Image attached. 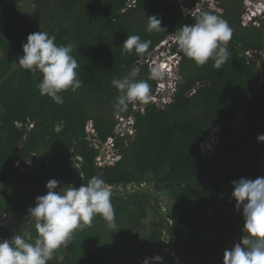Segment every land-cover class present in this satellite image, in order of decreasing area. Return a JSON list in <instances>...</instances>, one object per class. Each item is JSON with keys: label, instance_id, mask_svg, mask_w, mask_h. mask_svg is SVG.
Wrapping results in <instances>:
<instances>
[{"label": "trees", "instance_id": "16d2710c", "mask_svg": "<svg viewBox=\"0 0 264 264\" xmlns=\"http://www.w3.org/2000/svg\"><path fill=\"white\" fill-rule=\"evenodd\" d=\"M33 2L35 9L24 16L22 0H0V209L18 214L22 222L1 227L0 239L25 231L35 237L27 212L37 196L46 194L48 180L60 181L57 191H64L99 176L116 188L129 184L146 188L130 193L126 187V195L113 192L116 226L105 243L89 244L95 235L91 224L76 230L67 248L54 252L53 257H62L59 263L52 258L48 264H141L157 254H165L166 260L157 264H224L225 250L244 235L231 182L264 177V141L258 140L264 134V73L255 93L259 67L243 53L263 45L264 29L242 26L244 0L220 1V14L233 30L227 45L230 56L221 69L211 60L197 66L175 47L181 54L179 77L166 106L149 100L137 103L143 110L129 105L123 112L113 107L119 93L111 80L136 68L137 79L148 81L152 96L157 80L149 79L150 67L139 62L196 18L170 0H136L132 7L131 0ZM150 16L160 19L164 29L148 31ZM38 31L55 36L57 44L77 45L72 54L83 84L61 93L63 105L40 94L41 73L27 71L13 59L24 54L22 43ZM129 35L151 41L149 49L144 54L123 53ZM117 115L134 117L135 134L129 140L117 137L121 158L100 171L96 165L100 150L87 127L92 124L105 142L116 135ZM217 127L219 143L205 155L201 142ZM17 160L25 171H17ZM159 186L170 207L157 202L154 189ZM151 212L156 220L147 227L144 220ZM93 221L106 222L100 216ZM137 229L149 231L144 240L134 236ZM107 246L110 255L104 252Z\"/></svg>", "mask_w": 264, "mask_h": 264}, {"label": "clouds", "instance_id": "9594fccd", "mask_svg": "<svg viewBox=\"0 0 264 264\" xmlns=\"http://www.w3.org/2000/svg\"><path fill=\"white\" fill-rule=\"evenodd\" d=\"M220 12L205 11L194 23L182 25L175 32L174 43L178 50L197 66H204L211 60L213 67L219 70L229 59L227 45L233 30ZM160 29H164L161 20L156 16L148 17L147 30ZM150 44L151 41L142 40L139 35H129L123 43V53L135 51L144 54ZM22 47L24 54L18 64L27 71L42 74L37 85L42 96L47 95L56 104L63 105L61 93L70 89L75 91L82 86L79 64L72 54L77 47L74 43L57 44L55 36L38 31L30 33ZM165 74V67L156 64L150 68L149 79L160 80ZM138 75L139 70L133 68L123 77L111 80V85L119 93L113 105L117 112L126 111L129 105L149 102L150 85L145 79H137ZM217 129L209 134L214 138L213 148L210 153L203 154H211L218 145ZM258 140L264 141V134H260ZM60 183L55 178L48 180L46 194L37 196L35 206L28 209V220L34 223L35 237L30 231H25L0 239V264H48L54 252L61 247L67 248L73 233L90 227L96 216L102 217L109 228H115L113 193L101 177L93 176L79 187L71 185L64 191H57ZM231 183V196L244 219V235L225 250L224 264H264V177H242ZM0 188H3L2 183ZM155 256L163 261L162 255Z\"/></svg>", "mask_w": 264, "mask_h": 264}, {"label": "built area", "instance_id": "2783aa9c", "mask_svg": "<svg viewBox=\"0 0 264 264\" xmlns=\"http://www.w3.org/2000/svg\"><path fill=\"white\" fill-rule=\"evenodd\" d=\"M171 1L177 2L176 0ZM220 1L221 0H199L196 3L197 7L191 14L196 15L197 12L201 11L202 9L223 11L219 5ZM178 2L182 5L183 3L187 4V2H192V0H178ZM135 3L136 0H131L128 6L132 7L135 5ZM181 7H184V5ZM239 17L243 27H258L264 29V0H244L243 8ZM174 37L175 33L169 35L160 45L151 50L146 58L139 62L148 64L150 68L156 64H160L166 69L165 76L162 79L157 80L155 93L150 96V101L155 102L161 108H164L168 103V98L172 95L175 89L177 78L179 77L178 68L181 63V54L177 51H174V48L177 47L174 43ZM244 54L250 60H255L258 67L264 65V39L262 46L258 48L247 49L244 51ZM13 59L15 61L19 60L18 57H13ZM260 80L259 85H261ZM140 107H142V110L144 109V106H138L137 104L134 105V108ZM117 119L119 124L115 128L116 135L110 136L105 142H102L98 139L96 136V130L92 124L87 127V131L91 133V141L94 142L93 144L100 150L96 157V165L99 169L112 165L121 158V154L116 148L117 137L123 138L124 140H129L135 134L134 117L117 115ZM123 121L124 124H122ZM213 142V135H208L205 141L201 142V149L203 153H210V149L213 148ZM33 163L37 162L34 161L31 164ZM15 166L17 169L22 171H25L26 169L20 160L16 161ZM142 185L144 186V184ZM166 238L169 239L168 236H166ZM155 257H146L143 261H146V263L150 260L155 261Z\"/></svg>", "mask_w": 264, "mask_h": 264}, {"label": "rangeland", "instance_id": "374dc122", "mask_svg": "<svg viewBox=\"0 0 264 264\" xmlns=\"http://www.w3.org/2000/svg\"><path fill=\"white\" fill-rule=\"evenodd\" d=\"M176 1L177 2H173V3L177 4L178 10H180L184 13H187L188 12L187 8L189 7L188 4L183 3L182 5H184V7L182 8L181 3H179L178 0H176ZM21 7H22V11L24 13V16H28V14H30L35 9V3L33 2V0H22ZM227 7H230V4H227ZM143 17H145V16H143ZM39 30H42V29L39 28ZM121 116H123V115H121ZM122 124H124V121ZM216 131H218V129L215 130V132ZM75 187H78V185L76 184ZM145 188H146V185H144V186L141 185V189H145ZM154 193L157 197L156 198L157 202L162 200L166 204V207H170V205H171L170 199L163 191L154 189ZM164 209H163V211H165ZM158 210H161V209L158 208ZM5 218H7V217H5ZM153 220H156V217H155V214L153 212H151L149 214V216L144 220V224L147 227H151V222ZM0 221H2V220H0ZM26 221L27 220H25V222ZM92 225L94 226L95 235H94V237H92L90 239L89 244L92 247L100 246L101 244L106 242L107 238L110 237V235H111L110 232L112 231V228H109L107 226V222H94V221H92ZM148 233H149V231L147 229H137L134 231V236L136 238L138 237V238H141L142 240H144ZM164 250L166 251V249H164ZM104 252L107 255H110L112 253V249L109 246H107L104 249ZM162 255L163 256L161 258H163V262L165 263V261H166L165 260V254H162ZM53 258H54L55 262H57V263H59L60 260L62 259L61 256L60 257L54 256ZM155 259H156L155 261L150 260L147 263H146V261H142L141 264H157L158 262H160V258L158 256L155 257Z\"/></svg>", "mask_w": 264, "mask_h": 264}, {"label": "water", "instance_id": "95a60500", "mask_svg": "<svg viewBox=\"0 0 264 264\" xmlns=\"http://www.w3.org/2000/svg\"><path fill=\"white\" fill-rule=\"evenodd\" d=\"M260 78H261V76L258 75L257 81L254 84L255 93L259 91V88H260L259 80H260ZM99 170L102 171L103 168H100ZM17 171H19V169H17ZM110 187H111L112 192H115L117 195H120L121 192L123 195H126L127 194V191L125 190L126 187L128 188V191L130 193L134 191V188H136V189L141 188L138 184H129L127 186L121 185L118 188H116L115 186H110ZM161 189H162V186L156 187V190H161ZM16 215H18V214H16ZM6 222H9V219L6 220ZM170 222H172V219L170 220ZM168 237L170 238V235H168ZM176 261L180 262V259L178 258Z\"/></svg>", "mask_w": 264, "mask_h": 264}, {"label": "flooded vegetation", "instance_id": "af4514ba", "mask_svg": "<svg viewBox=\"0 0 264 264\" xmlns=\"http://www.w3.org/2000/svg\"><path fill=\"white\" fill-rule=\"evenodd\" d=\"M16 214H13L11 212H6L4 209H0V228L4 227V228H14L15 226L19 225V223L21 222V218L18 216L15 218V220L13 219L15 217ZM7 217V218H5ZM9 219V222H6V220ZM17 219V221H16Z\"/></svg>", "mask_w": 264, "mask_h": 264}, {"label": "bare ground", "instance_id": "6f19581e", "mask_svg": "<svg viewBox=\"0 0 264 264\" xmlns=\"http://www.w3.org/2000/svg\"><path fill=\"white\" fill-rule=\"evenodd\" d=\"M171 1V0H170ZM172 3H173V1H172ZM174 4V3H173ZM187 4H188V8H187V10H188V12L187 13H184V14H186V15H188L189 17H191V18H198L199 17V15L201 14V13H203V12H205V11H209V10H205V9H202L201 11H198L197 12V14L196 15H192L191 13L195 10V8L197 7V5L196 4H193L192 2H187ZM174 6H176L177 7V4H174ZM181 8V7H180ZM183 8V7H182ZM180 11V10H179ZM182 12V11H181ZM166 39V38H165ZM164 39V40H165ZM164 40H162L158 45H160ZM158 45H156L155 47H157ZM154 47V48H155ZM244 53V52H243ZM262 73H264V65H262L261 67H259L258 68V75H262ZM258 77V76H257Z\"/></svg>", "mask_w": 264, "mask_h": 264}, {"label": "crops", "instance_id": "0c3cea01", "mask_svg": "<svg viewBox=\"0 0 264 264\" xmlns=\"http://www.w3.org/2000/svg\"><path fill=\"white\" fill-rule=\"evenodd\" d=\"M16 217H18V216H17V215H15V217H14L13 219L15 220V218H16ZM16 221H17V219H16ZM17 222H18V221H17Z\"/></svg>", "mask_w": 264, "mask_h": 264}]
</instances>
